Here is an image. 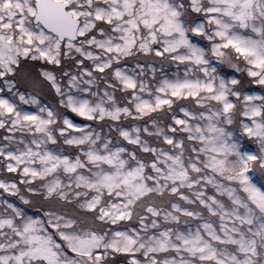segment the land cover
Listing matches in <instances>:
<instances>
[{"label": "snow or ice", "instance_id": "1", "mask_svg": "<svg viewBox=\"0 0 264 264\" xmlns=\"http://www.w3.org/2000/svg\"><path fill=\"white\" fill-rule=\"evenodd\" d=\"M0 264H264V0H0Z\"/></svg>", "mask_w": 264, "mask_h": 264}, {"label": "trees", "instance_id": "2", "mask_svg": "<svg viewBox=\"0 0 264 264\" xmlns=\"http://www.w3.org/2000/svg\"><path fill=\"white\" fill-rule=\"evenodd\" d=\"M225 71H230V70H228V69H225ZM76 119H78V118H76Z\"/></svg>", "mask_w": 264, "mask_h": 264}]
</instances>
